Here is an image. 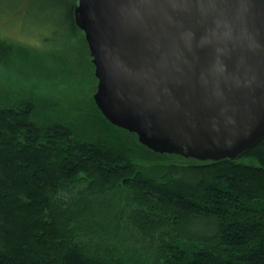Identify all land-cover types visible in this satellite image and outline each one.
Listing matches in <instances>:
<instances>
[{"label": "trees", "instance_id": "16d2710c", "mask_svg": "<svg viewBox=\"0 0 264 264\" xmlns=\"http://www.w3.org/2000/svg\"><path fill=\"white\" fill-rule=\"evenodd\" d=\"M45 1L76 26L77 0ZM94 105L62 122L31 99L0 104V264H133L139 236L150 264H264V138L185 158Z\"/></svg>", "mask_w": 264, "mask_h": 264}, {"label": "water", "instance_id": "95a60500", "mask_svg": "<svg viewBox=\"0 0 264 264\" xmlns=\"http://www.w3.org/2000/svg\"><path fill=\"white\" fill-rule=\"evenodd\" d=\"M95 104L149 148L235 158L264 138V0H77Z\"/></svg>", "mask_w": 264, "mask_h": 264}, {"label": "rangeland", "instance_id": "374dc122", "mask_svg": "<svg viewBox=\"0 0 264 264\" xmlns=\"http://www.w3.org/2000/svg\"><path fill=\"white\" fill-rule=\"evenodd\" d=\"M13 1L0 0V104L31 99L46 118L62 122L93 113L97 78L83 30L49 1ZM139 240L133 264H150L152 240Z\"/></svg>", "mask_w": 264, "mask_h": 264}]
</instances>
